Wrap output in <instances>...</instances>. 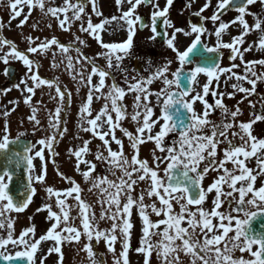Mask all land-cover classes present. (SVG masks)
Wrapping results in <instances>:
<instances>
[{
	"label": "flooded vegetation",
	"instance_id": "obj_1",
	"mask_svg": "<svg viewBox=\"0 0 264 264\" xmlns=\"http://www.w3.org/2000/svg\"><path fill=\"white\" fill-rule=\"evenodd\" d=\"M129 3L0 0V42H10V23L16 16H21L18 23H27L32 17L40 21L52 14L57 21L65 22L66 27L72 26L70 38L78 43H119L125 34L134 33V44L113 50V55L125 59L124 66L131 58L139 59L143 65L147 63L143 41L152 39L153 32L149 20L145 29L140 27L139 17L143 10L149 14L151 9L143 6L142 0ZM226 3L227 0H202L201 8L204 24L201 36L207 46L222 53L214 85L206 84V72L201 70L205 76L202 99L207 109L199 119L203 132L198 166L190 162L199 171L205 196L198 206L180 204L181 197L177 200L174 196L166 197L159 190L158 180L155 181L153 222L162 226L154 227L152 232V264H259L254 256L248 258L237 252L253 247L245 238L246 219L250 210L264 207V181L254 174V169L264 172V0H249L240 9L229 7L221 12ZM137 6H140L138 15L132 13ZM7 53L0 51L1 56ZM107 54L111 55L110 49ZM124 66L119 69L121 90L127 87L128 73ZM148 68L141 70L146 74ZM249 122L257 125L255 135L245 125ZM119 130V135L125 134L126 126L121 121ZM254 197L258 204L248 207L246 200L252 201ZM94 221L95 218V225ZM101 224L97 226V240L94 236L91 241L90 236L89 264L107 262L102 249L106 248L111 229L105 220ZM179 239L184 240L185 247L174 246ZM211 240L218 241L220 247L206 248L204 253L203 245ZM123 254L126 256V250Z\"/></svg>",
	"mask_w": 264,
	"mask_h": 264
},
{
	"label": "rangeland",
	"instance_id": "obj_2",
	"mask_svg": "<svg viewBox=\"0 0 264 264\" xmlns=\"http://www.w3.org/2000/svg\"><path fill=\"white\" fill-rule=\"evenodd\" d=\"M167 1L168 0H158V3H155V8H163L164 4H166ZM198 8V4H193L190 7H186L182 12L174 11V25L172 26L171 31L175 35H181H178L180 42L178 46L176 45L175 48H173V54L179 55L195 33L194 31H192L190 34H188L186 41L184 40L185 37H183L184 34H182V32L186 31L187 28L185 27L186 20L182 17L187 16L189 12H191L192 10H197ZM177 28H180L181 30L176 31ZM38 41L44 42L42 39H39ZM46 42H49V39H47ZM41 46L42 44L38 43L36 48ZM32 49H34V47L29 45L28 50ZM38 49L40 50L39 54L34 53V55H29L26 58H17L13 60L10 59V63L14 61L13 63L17 64L20 67L21 73L18 77L19 84L17 87L10 89V100L8 98L7 102L4 100L0 102V109L9 110L7 106H12V108L10 109V134L12 135H16V132L19 130V125L21 130H25L27 128V130L29 129L32 133L43 131V128H40L39 126L44 124L40 123L45 122L46 119L48 121H51V119H53L52 122L57 120L58 115H56V112L58 110V112H61V110L65 108V106L60 107L62 103L68 104V107L71 111L72 121L74 120V114L78 113L75 105L81 104L83 100V110L85 111L86 115H88L89 117H93V114L90 112L89 107L87 106L86 100L82 99L86 97L87 93V76L90 72V64H88L87 59H85V57H83L79 53V51L77 50L78 47L71 45L70 43L60 45L54 43L52 45L41 47ZM92 61L96 65L103 64V59L101 57H95ZM173 64L176 65L177 61L175 60ZM171 65L167 66V72L170 71L172 67ZM4 70L5 62L1 59L0 72H2L3 74H0V78L5 76ZM199 80H197V83H199ZM162 86L163 84L161 83L156 84V87L159 89ZM163 90L164 89L162 88L160 92ZM83 91L84 94L81 97ZM54 93L57 94L56 100L58 98V101H55ZM199 94L200 89L199 85H197L192 91L191 102L194 100V98H197ZM99 105H102V103L100 102ZM193 108L194 113L198 114L200 106L194 105ZM7 114L8 113L3 115V117H6ZM71 117L69 116V120L66 123L68 128ZM166 127L167 122L165 121V119L161 116H158L156 128L165 129ZM68 128L62 133V136L64 139L72 142L70 129ZM1 129H3V127H0V131ZM68 146L66 142L62 144V157L68 159L69 164L72 161V147L67 148ZM127 153L122 157L120 175L125 168L123 160L127 156ZM158 156H160V152ZM158 156L156 153V157ZM131 157L132 161L134 162L133 155ZM160 161L161 158L158 160V162ZM129 162L130 159L127 158L126 165H128ZM166 163L167 161L164 160V164L160 166L158 171V174L162 177L166 174ZM37 164L38 163H36L34 166V174L36 176V180H39L38 173L40 168H35L37 167ZM66 164L67 163L65 162V165ZM79 170L82 172V169ZM100 175L101 174L97 173L96 171H89L83 173L82 176L79 177L83 180V184L85 186L89 185V189L90 185L92 184L98 186L101 189H104L106 191V194H110L113 190L118 189L112 184L111 181L101 178ZM57 181L59 182L60 180ZM55 184L56 181L53 182L52 180L50 182V186H56ZM41 194L45 196L44 200L47 204L46 206H44V210H41L43 212L42 215H40V212L36 213L37 210H35V207H33L31 210L29 209V211L19 213L12 212L3 194H0V230L6 232L7 234V232L9 233L10 225H13L16 231L11 235V238H13V240L11 242L9 241L7 246L4 248L7 253L27 251L34 254L35 248L37 247L36 244L38 243L40 237L48 238V236L51 235V232L55 231L58 226L70 225L69 222H66V219L60 217V214H66V212H70L68 211L71 205L69 201L63 203V210H60L59 201L68 200L66 198V195H64V193L57 194L55 187L52 190L46 188L43 191H40V193L38 194V198ZM135 194L138 195L137 193ZM69 195H71V192L69 193ZM99 195H101V192L98 190V192L95 191V194L88 193V198L96 199ZM111 198L113 199V196ZM136 198L137 203L139 205H142L139 198ZM34 205L36 204L34 203ZM53 208H56V211L59 214L58 216L51 213V209ZM41 219H44L43 224H40L39 222ZM27 231H30V234L33 236V242L28 240L26 233ZM65 233H68V231L66 230ZM49 244V241L46 240L45 246L47 250L45 254L43 255L42 253H38L37 256L34 255L33 264H57L59 258L58 255L54 253L56 251V242L53 243L52 249ZM245 255L249 256L250 252L246 251ZM82 257L85 256L82 255Z\"/></svg>",
	"mask_w": 264,
	"mask_h": 264
},
{
	"label": "water",
	"instance_id": "obj_3",
	"mask_svg": "<svg viewBox=\"0 0 264 264\" xmlns=\"http://www.w3.org/2000/svg\"><path fill=\"white\" fill-rule=\"evenodd\" d=\"M203 53L202 47L199 44H196L188 58H192L194 55H201ZM179 81L181 88L187 92L192 83V77L189 74L182 73L179 76ZM176 114H181L182 117L186 114L185 107L183 105L175 106L171 109L167 115L173 116ZM187 119H184L186 122ZM183 128V126H179ZM10 147L12 149L21 150L22 152L17 155L20 160L10 161V165H6L9 173V183L5 186V191L8 195L9 201L11 202L14 209H22L26 206L30 198V181L28 175L29 169V156L28 150L29 145L24 140H10ZM263 212V211H262ZM260 214H256V217H259ZM260 219L262 223H256L251 225V229L248 232V235L255 240H257L263 249L262 259H264V213ZM0 264H30L29 258L27 256L13 257L9 259H3L0 256Z\"/></svg>",
	"mask_w": 264,
	"mask_h": 264
}]
</instances>
